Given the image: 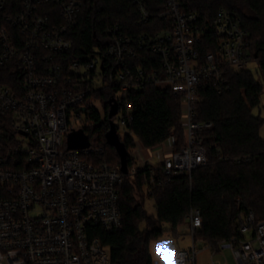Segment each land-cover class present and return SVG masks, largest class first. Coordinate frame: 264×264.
Masks as SVG:
<instances>
[{
    "label": "built area",
    "instance_id": "1",
    "mask_svg": "<svg viewBox=\"0 0 264 264\" xmlns=\"http://www.w3.org/2000/svg\"><path fill=\"white\" fill-rule=\"evenodd\" d=\"M133 3L134 24L146 30L109 24L101 32L106 42L81 45L68 57L81 0H0V111L15 131V143L0 153V264H111L103 235L123 226V178L141 174L143 192L152 195L208 162L200 132L212 123L198 119V85L212 80L219 92L227 85L224 66L242 69L253 60L241 17L223 6L207 17L185 9V0ZM212 37L216 51L204 53ZM145 84L166 87L178 99L185 142L176 149L173 130L154 146L135 140L125 173L119 162L101 157L99 136L90 138L89 127L74 122L82 114L91 117L100 101L94 93L110 87L117 111L108 119L122 140L119 127L129 129L132 119L128 95ZM77 129L89 145L68 148L67 135ZM240 157L250 158L234 159ZM237 201L234 232L214 245L203 241L211 263L227 264V249L234 264H264V218ZM201 224L200 209L190 206L181 225L192 238L191 254L173 247V264H197Z\"/></svg>",
    "mask_w": 264,
    "mask_h": 264
},
{
    "label": "trees",
    "instance_id": "2",
    "mask_svg": "<svg viewBox=\"0 0 264 264\" xmlns=\"http://www.w3.org/2000/svg\"><path fill=\"white\" fill-rule=\"evenodd\" d=\"M183 5L207 17L213 16L220 6L239 15L248 32L249 51L263 79L255 77L249 68L224 66L227 85L219 92L212 80L200 82L196 103L198 119L212 123L211 128L200 132L208 162L193 169L190 175L174 176L170 182L156 187L151 195L155 214H149L140 200L141 174L123 178L119 188L123 226L119 231L103 235L104 243L110 247L111 264H154L150 241L166 231L176 238L190 206L198 207L202 216L195 238L213 245L234 232L239 211L237 198L251 208L257 218H264V139L259 135L264 114L253 113L264 90V0H185ZM136 17L133 0H81L74 30L75 46L67 51L68 57L75 56L81 45L88 48L91 43L106 42L101 32L109 24L117 23L126 32L146 30V24H134ZM206 38L211 40V34ZM205 43L201 48L204 53L216 51L213 37L212 42ZM94 95L105 109L104 118L96 125L100 132L97 144L104 147L101 157L118 163L115 148L105 139L109 128L107 109L113 90L107 87ZM128 98L132 134L122 137L127 150L135 143L133 134L143 145L154 146L174 130L175 148L185 142V131L179 121V101L168 88L145 84L130 91ZM89 115L93 119L99 117L96 108H92ZM14 136L9 114L0 111V153L7 145L15 143ZM244 154L250 158L234 159Z\"/></svg>",
    "mask_w": 264,
    "mask_h": 264
},
{
    "label": "rangeland",
    "instance_id": "3",
    "mask_svg": "<svg viewBox=\"0 0 264 264\" xmlns=\"http://www.w3.org/2000/svg\"><path fill=\"white\" fill-rule=\"evenodd\" d=\"M246 68H249L253 72L254 76L257 77L258 79H263L261 72L258 71L257 62L255 60L249 61ZM94 97L97 98L95 95ZM94 107L97 109L99 113L98 119H93L92 117H86L85 114H82L81 118H77V120L74 122L76 126L85 125L89 127L90 129L89 134H90V138L92 139H95L99 136L100 132L96 128V125L99 124L105 116V109L100 101L95 102ZM259 111L262 115L264 114V90L260 95V103L258 106H256L253 109V113H258ZM118 131L121 137H123L125 133L132 134V132H130V130L125 126H120ZM133 136L137 141L138 139L135 136V134H133ZM140 197H141L140 200L142 201L146 211L149 214H155L154 198L151 195H146L144 192H142V196ZM164 225L168 227L167 224ZM178 231H179V235L176 238L171 235L170 231H166L160 238L153 239L150 241L149 249L154 262L157 261L159 264H165L164 263L165 259L171 260L173 247L189 249L188 252L189 254H191V249H190V246L192 245L191 236L188 233H186V228L184 225H180ZM247 238L248 239L250 238L249 234H247ZM195 246L198 250L196 257L197 264H212L211 249L208 246H206L205 243L200 239L196 240ZM224 253L226 254V263L234 264V260L230 252L226 249ZM215 258L220 259L222 262H225V258L223 255H216Z\"/></svg>",
    "mask_w": 264,
    "mask_h": 264
},
{
    "label": "water",
    "instance_id": "4",
    "mask_svg": "<svg viewBox=\"0 0 264 264\" xmlns=\"http://www.w3.org/2000/svg\"><path fill=\"white\" fill-rule=\"evenodd\" d=\"M110 100V108L108 110V117L111 118L117 111V103ZM106 142L112 145L119 157V163L123 172H127V156L128 151L125 143L119 137L114 122L109 120V128L105 133ZM89 145V139L86 133L82 129L72 130L67 135V147L68 148H83Z\"/></svg>",
    "mask_w": 264,
    "mask_h": 264
},
{
    "label": "crops",
    "instance_id": "5",
    "mask_svg": "<svg viewBox=\"0 0 264 264\" xmlns=\"http://www.w3.org/2000/svg\"><path fill=\"white\" fill-rule=\"evenodd\" d=\"M259 135L262 139H264V123L260 126L259 128ZM165 264H173V258L171 260L165 259L164 260Z\"/></svg>",
    "mask_w": 264,
    "mask_h": 264
}]
</instances>
